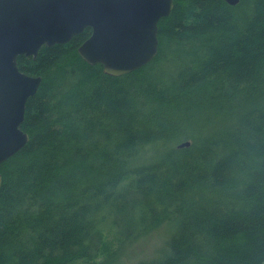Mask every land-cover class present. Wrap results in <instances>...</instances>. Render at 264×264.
<instances>
[{
  "label": "trees",
  "instance_id": "16d2710c",
  "mask_svg": "<svg viewBox=\"0 0 264 264\" xmlns=\"http://www.w3.org/2000/svg\"><path fill=\"white\" fill-rule=\"evenodd\" d=\"M91 33L18 57L42 80L0 164V264H124L161 224L134 264H264V0H174L120 76L79 54Z\"/></svg>",
  "mask_w": 264,
  "mask_h": 264
},
{
  "label": "water",
  "instance_id": "95a60500",
  "mask_svg": "<svg viewBox=\"0 0 264 264\" xmlns=\"http://www.w3.org/2000/svg\"><path fill=\"white\" fill-rule=\"evenodd\" d=\"M173 8L174 0H0V164L29 141L20 125L42 80L20 70V55L36 58L42 46L67 43L91 28L78 48L82 58L107 74H128L158 54L159 21Z\"/></svg>",
  "mask_w": 264,
  "mask_h": 264
},
{
  "label": "rangeland",
  "instance_id": "374dc122",
  "mask_svg": "<svg viewBox=\"0 0 264 264\" xmlns=\"http://www.w3.org/2000/svg\"><path fill=\"white\" fill-rule=\"evenodd\" d=\"M173 227L161 224L151 232L141 236L122 256V263L134 264L152 258L171 236Z\"/></svg>",
  "mask_w": 264,
  "mask_h": 264
},
{
  "label": "bare ground",
  "instance_id": "6f19581e",
  "mask_svg": "<svg viewBox=\"0 0 264 264\" xmlns=\"http://www.w3.org/2000/svg\"><path fill=\"white\" fill-rule=\"evenodd\" d=\"M239 3V2H238ZM150 66V65H149ZM148 67V66H147ZM222 111V110H221ZM216 113V112H215ZM214 114V113H213ZM213 117V116H212ZM211 117V118H212ZM236 117V116H235ZM220 118H221V116H220ZM216 121V120H215ZM237 121V120H236ZM233 123V122H232ZM236 125V124H235ZM220 128H221V125H220ZM229 129V128H228ZM192 131V130H191ZM208 131V130H207ZM225 131V130H224ZM225 133V132H224ZM193 134V133H192ZM187 135V134H186ZM169 140V139H168ZM149 143V142H148ZM196 143V142H195ZM137 156V155H136ZM150 168V167H149ZM144 171V170H143ZM124 172V171H123ZM119 212V211H118ZM110 213V212H109ZM119 217V216H118ZM163 218V217H162ZM160 219V218H159ZM158 219V220H159ZM176 220V219H175ZM179 226V225H178ZM141 231V230H140ZM178 231V230H177ZM176 231V232H177ZM127 233V232H126ZM144 233V232H143ZM99 234V233H98ZM120 234H122V233H120ZM138 236V235H137ZM172 236V235H171ZM101 238V237H100ZM137 238V237H136ZM171 238V237H170ZM138 239V238H137ZM102 240V239H101ZM171 244V243H170ZM125 247V246H124ZM100 250V249H99ZM121 253V252H120ZM166 255V254H165ZM89 258V257H88Z\"/></svg>",
  "mask_w": 264,
  "mask_h": 264
}]
</instances>
